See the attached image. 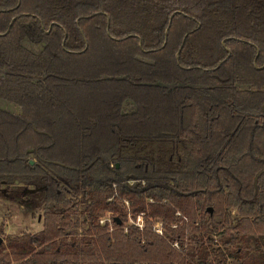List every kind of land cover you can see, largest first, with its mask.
<instances>
[{"label": "trees", "instance_id": "obj_1", "mask_svg": "<svg viewBox=\"0 0 264 264\" xmlns=\"http://www.w3.org/2000/svg\"><path fill=\"white\" fill-rule=\"evenodd\" d=\"M0 102V264H264V0H0Z\"/></svg>", "mask_w": 264, "mask_h": 264}, {"label": "rangeland", "instance_id": "obj_2", "mask_svg": "<svg viewBox=\"0 0 264 264\" xmlns=\"http://www.w3.org/2000/svg\"><path fill=\"white\" fill-rule=\"evenodd\" d=\"M0 107L1 108H9L11 109V105H9L6 102H0ZM126 108V107H125ZM31 160H34L33 158ZM12 188V187H10ZM15 200V201H14ZM9 199L6 197H3V195L0 192V236L3 238V243L2 245H6L8 242H16L17 241V236H20V234L25 231L26 229L29 230H37L41 226V219L40 217H36V213L33 215L31 212L34 213L39 210L41 204H42V198L41 195H33L27 193L24 195V197L21 198L20 201H17L16 203V198L15 199ZM33 200L35 202V207L34 209L32 208ZM18 204V205H17ZM38 204L39 207H38ZM232 214V213H231ZM107 214H103L102 217L106 216ZM75 218L72 220V224L69 228L71 233L70 235L78 237L80 234H82V227L79 225V215H78V210L75 212ZM180 220L182 221V217H180ZM123 225V224H122ZM69 235V236H70ZM193 237H196L194 235ZM214 243L221 248H223V244L221 242V235L220 233H215L212 235ZM186 244V249L188 247H193L194 244L191 241L185 240ZM229 246V245H228ZM227 246V247H228ZM241 260H246L244 257H227L224 261V264H240Z\"/></svg>", "mask_w": 264, "mask_h": 264}, {"label": "built area", "instance_id": "obj_3", "mask_svg": "<svg viewBox=\"0 0 264 264\" xmlns=\"http://www.w3.org/2000/svg\"><path fill=\"white\" fill-rule=\"evenodd\" d=\"M126 182L129 185H131L134 181L133 180H126ZM123 205L125 208V211H124L125 220L122 221V223H121V224H123V225H121L122 230L125 231L128 227H133L137 230H142L143 225H144L143 213L142 212L132 213L129 210L128 202L126 200H123ZM105 214H107V215L104 217L101 216L98 218V223L99 224H106L107 230L110 231L112 229V227H111V222H112L111 214L112 213L111 212H105ZM175 214L179 215L178 212H175ZM182 219H184V217H182ZM171 226L174 227V225H171ZM150 229L152 232H154L157 235H160V236L163 235L162 222L158 219L151 221ZM172 246L174 248H177V245L175 242L172 243Z\"/></svg>", "mask_w": 264, "mask_h": 264}, {"label": "water", "instance_id": "obj_4", "mask_svg": "<svg viewBox=\"0 0 264 264\" xmlns=\"http://www.w3.org/2000/svg\"><path fill=\"white\" fill-rule=\"evenodd\" d=\"M29 152H31L32 151V149H29L28 150ZM34 162V160H30V163L32 164ZM53 163H56V164H60V163H58V162H53ZM61 165H63V164H61ZM115 166H117V164H115ZM29 191H33V189H29ZM208 211L210 212V208H208ZM116 219V218H115ZM117 223H118V220H117ZM3 243V238L0 236V246H1V244Z\"/></svg>", "mask_w": 264, "mask_h": 264}]
</instances>
